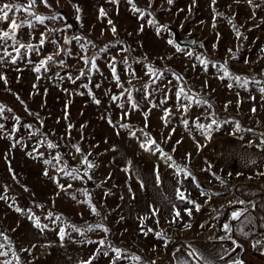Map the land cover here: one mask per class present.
I'll list each match as a JSON object with an SVG mask.
<instances>
[{
  "label": "rangeland",
  "instance_id": "374dc122",
  "mask_svg": "<svg viewBox=\"0 0 264 264\" xmlns=\"http://www.w3.org/2000/svg\"><path fill=\"white\" fill-rule=\"evenodd\" d=\"M133 3L143 18L128 0H36L35 15L9 14L24 22L16 38L33 47L18 54L13 41L0 44V250L9 253L0 262L17 264L15 253L19 264H114L116 248L115 264H169L161 259L181 243L203 264H264V0ZM172 29L195 45H177ZM49 56L47 71L36 72ZM225 64L246 87L220 79ZM181 87L190 105L178 100ZM65 164L80 178L59 171ZM232 204L246 211L219 227ZM174 252L178 264H194Z\"/></svg>",
  "mask_w": 264,
  "mask_h": 264
},
{
  "label": "snow or ice",
  "instance_id": "6c2138e0",
  "mask_svg": "<svg viewBox=\"0 0 264 264\" xmlns=\"http://www.w3.org/2000/svg\"><path fill=\"white\" fill-rule=\"evenodd\" d=\"M35 3H36V0H29L27 6H23V5H19V4H8V3H4L2 6H0V21H6V22H8L9 23V29H10L9 31H2V32H0V44H7V42L9 40L13 41V45L12 46L14 47V50L18 54H19V51H20L21 48H31V47H33L31 45H25V44L21 43L16 38L17 30L22 27V25H23L24 22L21 21V23H17L16 20H15V18L14 17H10L9 14L10 13H13L14 11L18 12L23 7L24 10L27 11L29 15H35L31 11V9L35 5ZM41 3H44L45 6H49L47 4V0H41ZM128 3L133 5V10L134 11H140L141 12V18H143V12L140 9L136 8L135 4L133 3V0H128ZM150 3H151V0H150ZM168 3L171 4L172 3V0H168ZM213 3H215V0H213ZM249 3H251V0H249ZM77 11H79V9H77ZM101 15H104L103 10H101ZM149 15H151V13H149ZM35 18L40 23H43L44 19H46L45 17H40V16H35ZM148 23L149 24H154L155 22L153 20H149ZM112 31L115 32V28H113ZM157 32H159V29H157ZM40 43H41V45L44 43L43 38L41 39V42ZM169 43L171 44L172 41H169ZM17 45H18V47H16ZM179 50L180 49L177 48V51H179ZM4 55L5 56H11V53H8L7 51H5ZM197 59H199V57ZM52 60H53V57L52 56L47 57L46 60L41 61L40 66H37L34 70L36 72H40L41 71V67H44V70L47 71L46 65L48 64L49 61H52ZM11 62L12 63H15L16 62V58L14 57ZM200 62L204 66L205 70H207L208 63L209 62L208 61H205V60H201ZM84 63H85L86 66H89L90 70L92 68H95L96 67V65H95V58H92L91 60L85 59L84 60ZM213 67H215V65H213ZM218 70L221 71V72H223V76L220 77V79H224V78L234 79L238 83L243 80V83L240 84V86L241 87H246L247 86L248 80L246 78H242L240 76H236V75L230 73V71L228 70V67H227L226 64L225 65H221ZM112 73H113V77L116 78L117 83H119V78L116 76V69H115L114 66L112 67ZM83 74L84 73H81V75H83ZM153 74L155 75V73H153ZM69 79H71V77H69ZM228 87L231 88L232 85L229 84ZM260 92H261L262 95H264V87L260 88ZM181 97H183L184 100H187L189 102V105L191 104L192 100L194 99V97L190 96L187 92H185V90H184L183 87H181L179 89V91L177 92V98H178V100ZM195 102L197 104L207 103L206 101H203V100H201L199 98H196L195 99ZM96 103H99V101H96ZM189 105H183V104H181V107H183L185 109V111H187V107ZM133 107L135 108L136 105L133 104ZM0 111H3L2 106H0ZM162 119H164V118H162ZM109 122L111 123V121H109ZM216 123H217L216 120L213 119L211 121V124H209L207 126L208 129H211L212 125H214ZM0 127H2V126H0ZM28 127H30V126H28ZM197 127L200 128L202 131L204 130V125H197ZM44 142L45 141H41V143H44ZM262 143H264V141H262ZM150 144H155V141H150ZM47 147L48 148H55L57 146L55 144L48 143L47 144ZM140 147L143 148L145 151H152V149L149 146H146L144 143H141L140 144ZM76 151L77 152H80L79 147L76 148ZM154 152H161L162 155H165L163 153L162 149H160L158 145H156V147L154 149ZM53 159H55L57 161V164H59L62 158L59 155H57ZM167 159L170 160L171 157L168 156ZM45 163L46 164H51V161L50 160H46ZM82 163L86 164L88 168L94 167V164L92 162L88 161L86 157L83 158ZM66 167H67V165L65 164L64 168H60L59 171H65V168ZM77 171H78L77 169H71V170L65 171V175L71 176L73 179H78V178H80L79 176L73 175ZM47 174H48L47 171H45L44 175L47 176ZM84 175H87V172H85ZM59 187L63 188V185H59ZM84 194L87 196V193H84ZM4 198L5 197L0 196V199H4ZM179 198H181V199L184 198L182 193L179 194ZM73 199H75V197H73ZM86 202L89 203V207L91 208L93 214H98V213H96L95 207H93L91 205L90 200L89 201H86ZM239 203L243 204L244 202L243 201H240ZM196 207H197V210H199V205H197ZM16 211H20V209H16ZM244 211H246V210H243V211H234L232 213V219L239 220L240 217L244 214ZM190 214L191 213L189 212V215ZM176 216L177 217L179 216V213L178 212L176 213ZM30 219H33V223H34V226L35 227L40 228L41 230H43V227H46V226H42L40 224L39 218H37V217H30ZM101 227H102L101 225H95V226L89 225V227L86 230L87 231H92V230H94V228H101ZM224 230L226 232H230L231 231L229 225H224ZM103 231L107 232L108 230L106 228H104ZM149 231H151V229H149ZM59 236H60V239L61 240L64 239L65 233H64V230L63 229H61V231L59 233ZM228 238L230 239L231 237H228ZM5 239H7V237H5ZM98 243L103 247L105 242H104V240H101ZM233 243H235V241H233ZM4 247H5V245L2 244V243H0V249H4ZM112 251L116 253L115 260H119L120 259V256H121V250L120 249H116V248H112ZM8 254H9L8 251L0 250V256L6 257V256H8ZM104 255H107V252H105ZM190 255H195V253L194 252L193 253H190ZM13 256L16 258L17 264H19V257H16V254L15 253H13ZM133 259L138 260L139 257H133ZM197 259H201V257H197ZM115 260H114V264H115ZM0 264H12V261L11 260H6V261H3V262H0ZM84 264H92V260L89 259V260L85 261ZM182 264H184V262H182ZM205 264H208V262L206 261ZM234 264H241V262L240 261H235Z\"/></svg>",
  "mask_w": 264,
  "mask_h": 264
},
{
  "label": "trees",
  "instance_id": "16d2710c",
  "mask_svg": "<svg viewBox=\"0 0 264 264\" xmlns=\"http://www.w3.org/2000/svg\"><path fill=\"white\" fill-rule=\"evenodd\" d=\"M193 177V176H192ZM195 182L197 184H199V186H201V183L198 182V180L195 179ZM252 187V185H250ZM247 200H244V202H246ZM240 208V205L238 204H232L230 207L223 209L222 211H220L219 214V222L218 225L219 227L222 228L223 224L225 223V221L227 220V217L232 214L234 211H238V209ZM175 247H172L171 250H169V252H167V254L165 255V257H163V259H161L162 262H168L169 264H173V252L176 248H180L183 249L187 252V254L191 257V259H193V261L197 264H203L202 262H200L195 255H190V253H193L191 251V249L187 246H185L184 244L181 243H177L176 245H174Z\"/></svg>",
  "mask_w": 264,
  "mask_h": 264
},
{
  "label": "water",
  "instance_id": "95a60500",
  "mask_svg": "<svg viewBox=\"0 0 264 264\" xmlns=\"http://www.w3.org/2000/svg\"><path fill=\"white\" fill-rule=\"evenodd\" d=\"M73 29H76L77 25L75 24L74 21H71ZM173 35H174V40L177 43V45L182 46V47H188L192 48L195 45L196 42V37L192 36L189 38H183L180 36L179 32L176 29H172Z\"/></svg>",
  "mask_w": 264,
  "mask_h": 264
},
{
  "label": "crops",
  "instance_id": "0c3cea01",
  "mask_svg": "<svg viewBox=\"0 0 264 264\" xmlns=\"http://www.w3.org/2000/svg\"><path fill=\"white\" fill-rule=\"evenodd\" d=\"M243 154L246 156V154L247 155H249L250 153L249 152H246V151H243ZM258 168H259V166H258ZM237 171H239V172H244V173H247V174H249V173H251V172H255V171H258V169L257 170H253V171H248V170H244V169H241V170H237ZM257 213H259V212H257ZM234 221H232L231 223H233ZM176 252V251H175ZM175 252H173V264H178L177 262H176V259H175ZM188 257L190 258V260L195 264V262L193 261V259H191V257L188 255ZM181 261V260H180ZM197 264V263H196Z\"/></svg>",
  "mask_w": 264,
  "mask_h": 264
}]
</instances>
